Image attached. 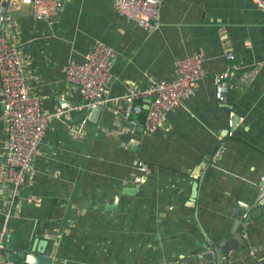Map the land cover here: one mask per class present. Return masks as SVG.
<instances>
[{
  "label": "crops",
  "instance_id": "0c3cea01",
  "mask_svg": "<svg viewBox=\"0 0 264 264\" xmlns=\"http://www.w3.org/2000/svg\"><path fill=\"white\" fill-rule=\"evenodd\" d=\"M0 2L43 111L62 97L83 105L78 88L65 81L68 61H84L95 41L117 53L111 101L97 120L74 109L48 129L20 194L41 203L11 209L4 258L23 264L19 254L37 249L53 264H194L207 251L230 247L245 219L237 216L242 206L255 217L225 264H261V252L252 251L264 243V15L252 0H161L155 32L121 18L113 0H68L51 23L34 20L30 7ZM195 54H202L206 76L163 130H146L143 102V112L126 120L129 89L177 79V61ZM231 66L224 106L215 77ZM80 122L86 134L75 139L68 129ZM6 151L0 84V158ZM141 163L150 167L144 183L124 194L135 186L122 181L138 176Z\"/></svg>",
  "mask_w": 264,
  "mask_h": 264
},
{
  "label": "built area",
  "instance_id": "2783aa9c",
  "mask_svg": "<svg viewBox=\"0 0 264 264\" xmlns=\"http://www.w3.org/2000/svg\"><path fill=\"white\" fill-rule=\"evenodd\" d=\"M15 5L32 9L33 18L39 22L51 23L65 7L68 0H10ZM264 15V0H252ZM113 8L121 17L149 32L160 28L161 0H113ZM7 20L0 2V84L1 103L7 122V151L0 158V204L7 196L8 211L0 228V264H17L4 258L9 242L7 224L11 218V209H18L24 203L39 206L41 199L30 195L20 198L21 192L28 186L32 173L33 160L44 146L47 131L54 121L61 119L74 109L93 110L105 108L110 103V85L113 79L112 68L117 53L102 41H95L84 61L71 59L65 67V81L78 88L83 105L74 108L67 99L59 98L58 106L51 112L43 111L39 99L30 94L26 83V73L19 48L8 38ZM234 60L233 53L226 55ZM180 76L171 81L151 82L146 88L133 87L125 94L126 120L132 115L141 114L143 105L146 111L145 128L149 133L165 128L169 114L184 106L194 95L196 88L206 76L202 54L188 55L177 61ZM237 66L228 67L215 77L217 101L229 105L230 78ZM71 137L82 139L86 134L85 122H80L68 129ZM215 159H217L215 157ZM150 172L146 163H141L139 175L124 179L122 186L129 183L140 186ZM195 174H201L196 170ZM261 252L260 263L264 264V243L253 249L252 253ZM194 264H210L202 258Z\"/></svg>",
  "mask_w": 264,
  "mask_h": 264
},
{
  "label": "water",
  "instance_id": "95a60500",
  "mask_svg": "<svg viewBox=\"0 0 264 264\" xmlns=\"http://www.w3.org/2000/svg\"><path fill=\"white\" fill-rule=\"evenodd\" d=\"M103 108L100 106L95 107L93 110L90 111V120L91 121H96L97 118L100 116L101 112H102ZM236 118L234 119V122H236ZM202 167H204V164L202 165ZM202 181V178L200 179V182ZM140 189V186H135L134 188H126L124 189V194L127 195H134L136 193V191H138ZM197 192V191H196ZM247 208H244L242 206H240L238 208L237 211V216L239 217H244V221L241 225V227L239 228L238 234L236 235V237L234 238L233 242L231 243L230 247H228V245H224L223 247H221L220 249H218L217 251L214 252V254L212 253V251H207L205 252V254L203 255V260L208 261L210 264H214L213 260L214 258H216V262H218V264H225V258L226 255H228L231 251L232 248L235 247V245L237 244L236 242H240V245H243V239L241 236V233L244 230V226L253 218L255 217L254 213H250L248 214L247 212ZM212 244L209 243V246H211ZM20 258L23 259V264H53L54 260L52 257H50L49 255H47L45 253V251H40V250H31L29 252H21L19 254Z\"/></svg>",
  "mask_w": 264,
  "mask_h": 264
},
{
  "label": "flooded vegetation",
  "instance_id": "af4514ba",
  "mask_svg": "<svg viewBox=\"0 0 264 264\" xmlns=\"http://www.w3.org/2000/svg\"><path fill=\"white\" fill-rule=\"evenodd\" d=\"M203 259V258H202ZM208 262V261H207Z\"/></svg>",
  "mask_w": 264,
  "mask_h": 264
}]
</instances>
